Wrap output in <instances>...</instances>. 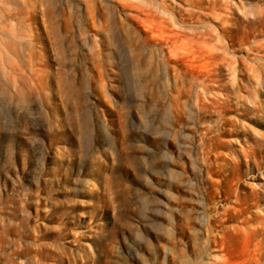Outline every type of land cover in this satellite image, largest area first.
Wrapping results in <instances>:
<instances>
[{
  "label": "rangeland",
  "instance_id": "obj_1",
  "mask_svg": "<svg viewBox=\"0 0 264 264\" xmlns=\"http://www.w3.org/2000/svg\"><path fill=\"white\" fill-rule=\"evenodd\" d=\"M3 1L0 264H264V0L191 15L163 0L174 29L206 28L220 51L200 64L217 77L212 93L185 87L179 101L159 46L128 18L131 0ZM12 64L23 65L14 80Z\"/></svg>",
  "mask_w": 264,
  "mask_h": 264
},
{
  "label": "bare ground",
  "instance_id": "obj_2",
  "mask_svg": "<svg viewBox=\"0 0 264 264\" xmlns=\"http://www.w3.org/2000/svg\"><path fill=\"white\" fill-rule=\"evenodd\" d=\"M4 1H6V0H4ZM3 1V2H4ZM18 1V0H17ZM16 0H15V2H17ZM69 1V0H68ZM110 1V0H109ZM118 1V0H117ZM120 1V0H119ZM132 1V0H131ZM131 1H124L126 4V6H129L130 7V10H131V12H129V14H128V18L133 22V23H136L137 25L139 24V23H141V25H142V30H140L139 31V34H137V35H139V38L141 37V35H144V36H146V39H145V42L146 41H152V42H154V44H157L158 46V48H159V53H160V58H161V60H160V71H162V73L164 74V76H166V78H168V76H169V74L170 73H173L174 75V81H175V93H172L173 94V99L172 100H174L175 99V101H179V99H180V97H181V95H182V93L184 92L183 90L184 89H188V90H186V91H189V89L191 88V87H195L196 89H197V92H200V93H202V94H206L205 96L207 97V96H209L208 95V93H212V89H213V86L215 85L214 83H218V80H217V77H213V74L211 73V72H209L210 71V69H209V71H204L203 70V67H204V63H203V60H214V59H216L217 57H219L220 56V51H219V53H218V51H216V50H214V49H211V48H209L207 45V43L208 42H206L209 38H210V36L213 34V33H211V35H210V33L207 31V29L206 28H204L203 30L204 31H202V32H200V33H198V36L197 35H195V37L193 36L192 37V35L191 36H189V34L186 32V29L183 27V33L180 31V30H177V29H174L173 27H172V25H171V23H170V20L172 19V16L170 17V13H172V12H170L169 11V8L164 4L165 3V1L163 2V0L162 1H160V3H162L163 2V4H160V5H158V3H157V5L156 4H152L154 1H152V0H150V1H152L151 2V4H150V7L151 8H147L146 7V5H143L144 7H146V8H143L142 7V4L141 3H139V4H141V5H136V4H133L134 2H131ZM140 2L142 1V0H139ZM183 1V6H186V8H188L189 9V13H190V15H191V11L190 10H198V11H203V10H205V9H209L210 10V8H213L216 4H215V0H182ZM9 2H11V1H9ZM32 2V1H31ZM34 2V1H33ZM41 2V1H40ZM121 2H122V0H121ZM145 1H143V3H144ZM156 2V1H155ZM154 2V3H155ZM159 2V1H158ZM174 2H175V0H174ZM173 2V3H174ZM176 2H177V0H176ZM7 2H5V4H6ZM26 3V2H25ZM38 3H39V1H38ZM68 3V2H67ZM117 3H119V2H117ZM136 3V2H135ZM146 3H148V2H146ZM1 4L2 5H4L3 3H2V0H0V7H1ZM42 4V3H41ZM121 4V3H120ZM145 4V3H144ZM77 5V4H76ZM82 5V4H81ZM85 5V4H84ZM87 5V4H86ZM88 5H89V3H88ZM86 6V11L91 15V13H92V10H90V7L89 6ZM8 6V5H7ZM10 6V5H9ZM26 6H27V4H26ZM73 6V5H72ZM96 6V5H95ZM113 6V5H112ZM124 6V5H123ZM148 6V5H147ZM3 7V6H2ZM11 7V6H10ZM9 7V8H10ZM42 7V6H41ZM125 7V6H124ZM175 7V6H174ZM6 8V7H5ZM5 8H3V9H5ZM28 8V7H27ZM39 8V7H38ZM43 8V7H42ZM68 8H70V7H68ZM73 8V7H72ZM79 8H80V6H79ZM84 8V7H83ZM83 8H81V9H83ZM126 8V7H125ZM3 9H1V11L3 10ZM12 9V8H11ZM11 9H9V10H11ZM53 9V8H52ZM80 9V10H81ZM13 11L15 10H17L18 11V9H12ZM31 11H32V9H30ZM58 10V9H57ZM56 10V11H57ZM75 10H76V8H75ZM119 10V9H118ZM179 10V9H178ZM0 11V12H1ZM6 11V10H5ZM20 11V10H19ZM40 11H42L41 9H40ZM59 11V10H58ZM73 11V10H72ZM82 11V10H81ZM173 11V10H172ZM206 11V10H205ZM208 11V10H207ZM10 13H12V11H9ZM52 12H53V10H52ZM77 12V11H76ZM125 12V11H124ZM186 12H188V10L186 11ZM7 13V12H6ZM54 13V12H53ZM121 13V12H120ZM126 13V12H125ZM125 13H123V14H125ZM179 13V12H178ZM203 13H205V12H203ZM208 13H209V11H208ZM7 14H9V13H7ZM57 14H59V13H57ZM118 14V16H119V13H117ZM180 14H181V12H180ZM183 14V13H182ZM181 14V15H182ZM62 15V14H61ZM126 15H127V13H126ZM177 15V14H176ZM195 15H197V14H195ZM195 15H194V17H195ZM213 15V14H212ZM59 16V15H58ZM185 16V15H184ZM216 16V18H217V16L218 15H215ZM64 17V16H63ZM199 17V16H198ZM219 17V16H218ZM5 18V20H6V17H4ZM90 18V17H89ZM120 18V17H119ZM176 18V17H175ZM182 18V17H181ZM196 18H197V16H196ZM200 18V17H199ZM198 18V19H199ZM122 19H124V18H122ZM128 19V20H129ZM10 20V19H9ZM80 20V19H79ZM127 20V21H128ZM173 20V19H172ZM176 20V19H175ZM184 20V19H183ZM200 20V19H199ZM201 20H203V19H201ZM264 20V19H263ZM2 21V20H1ZM17 21V20H16ZM24 21V20H23ZM229 21V20H228ZM3 22V21H2ZM14 22V21H13ZM49 22V21H48ZM55 22V21H54ZM129 22V21H128ZM138 22V23H137ZM207 22V21H206ZM206 22H204V23H206ZM262 22V21H261ZM15 23V22H14ZM97 23H98V21H97ZM123 23V22H122ZM173 23V22H172ZM187 23H188V21H187ZM192 24L191 25H193V22H191ZM202 23V22H201ZM4 24V23H3ZM17 24H18V22H17ZM20 24V23H19ZM56 24H58V23H56ZM79 24H81V23H79ZM78 24V25H79ZM96 24V23H95ZM99 24V23H98ZM135 24V25H136ZM190 24V23H189ZM189 24H187V25H189ZM207 24V23H206ZM262 24H264L263 22H262ZM28 25V24H27ZM123 25L125 26L126 24H124L123 23ZM129 25V24H128ZM131 25V24H130ZM181 25V24H180ZM183 25H185V24H183ZM205 25V24H204ZM59 26V25H58ZM97 26V25H96ZM100 26V25H99ZM139 26V25H138ZM203 26V25H202ZM211 26V25H210ZM18 27V26H17ZM79 27V26H78ZM130 27V26H129ZM133 27V26H132ZM132 27H130V29H128L127 30V32H126V34L129 32V30L131 31V29H133ZM205 27V26H204ZM59 28V27H58ZM80 28H82V27H80ZM95 28H98V26L97 27H95ZM102 28V26H100V28H99V30ZM125 28H126V26H125ZM124 28V29H125ZM138 28V27H137ZM136 28V29H137ZM141 28V27H140ZM198 28V27H197ZM210 28V27H209ZM26 29V28H25ZM60 29H61V27H60ZM83 29V28H82ZM82 29L80 30V31H82ZM181 29V28H180ZM188 30L190 29V28H187ZM213 29H215L214 27H213ZM79 30V29H78ZM211 30V29H210ZM231 30H233L232 29V27L231 26H224V27H222L221 28V31L222 32H225V33H229ZM237 30V29H236ZM240 30V29H239ZM66 31V30H65ZM126 31V30H125ZM138 31V30H137ZM194 32H195V30H193ZM214 31H216V29L214 30ZM256 31V30H255ZM8 32V31H7ZM29 32V31H28ZM133 32H134V30H133ZM132 32V33H133ZM213 32V31H212ZM3 33H6V32H4L3 31ZM30 33V32H29ZM130 33V32H129ZM260 33V32H259ZM7 34V33H6ZM9 34H10V32H9ZM8 34V35H9ZM26 34V33H25ZM82 34V33H81ZM131 34V33H130ZM195 34V33H194ZM224 34V33H223ZM132 35V34H131ZM1 36H4V35H1ZM22 36H23V34H22ZM26 36V35H25ZM129 36V35H128ZM214 36H215V34H214ZM217 36V38H218V35H216ZM229 36V35H228ZM9 37V36H8ZM7 37V38H8ZM13 37V36H12ZM127 37V36H126ZM130 37V36H129ZM132 37H134V36H132ZM222 37V36H221ZM226 37V36H225ZM15 38V37H14ZM31 38H32V35H31ZM142 38H144V37H142ZM132 39V38H131ZM213 39V37H211V39L210 40H212ZM226 39H228V37L226 38ZM26 40V39H25ZM140 39H138V41H139ZM210 40H209V42H210ZM217 40H220V39H217ZM216 40V43L217 42H219V41H217ZM223 40H224V38H223ZM28 41H31V40H28ZM86 41H88V40H86ZM136 41V40H135ZM133 42V41H132ZM144 42V41H143ZM234 42V41H233ZM258 42V41H257ZM26 43V42H25ZM31 43H33V42H31ZM211 43V42H210ZM213 43H215V42H213ZM212 43V44H213ZM28 44V43H27ZM90 44V43H89ZM133 44V43H132ZM137 44V43H136ZM143 44V43H142ZM220 44V43H219ZM225 44V43H224ZM258 44V43H257ZM210 45V44H209ZM30 46V45H29ZM139 46V45H138ZM145 46V45H144ZM222 46V45H221ZM228 46V45H227ZM229 46H230V44H229ZM233 46V45H232ZM251 47V46H250ZM255 47H257V46H255ZM21 48V47H20ZM92 48V47H91ZM132 48V47H131ZM139 48V47H138ZM141 48V47H140ZM144 48H147V47H144ZM154 48V47H153ZM218 48V47H217ZM219 48H220V45H219ZM223 48V47H222ZM234 48V47H233ZM3 49V48H2ZM24 49V48H23ZM23 49H21V50H23ZM93 49V48H92ZM221 49V48H220ZM219 49V50H220ZM257 49V48H256ZM224 50V49H223ZM226 50V49H225ZM234 50V49H233ZM260 50H262L261 48H260ZM264 50V49H263ZM4 51V50H3ZM24 52H25V49L23 50ZM92 51V50H91ZM5 52V51H4ZM6 52H8V51H6ZM23 52V53H24ZM149 52V51H148ZM235 52V51H234ZM258 52V51H257ZM2 53V52H1ZM151 53V52H150ZM156 53V52H155ZM262 53V52H261ZM21 54V53H20ZM29 54V53H28ZM228 54H231V53H228ZM255 54H256V52H255ZM2 55H3V53H2ZM7 55H8V53H7ZM146 55H148V54H146ZM233 55V54H232ZM231 55V56H232ZM258 55V54H257ZM261 55V54H260ZM5 56H6V53H5ZM225 56V55H224ZM4 57V56H3ZM23 57L24 58H26L27 60H30L31 59V55H23ZM135 57V56H134ZM133 57V58H134ZM144 57V56H143ZM151 57H152V55H151ZM155 57H157V56H155ZM232 57H235L234 55L232 56ZM15 58V57H14ZM139 58V57H138ZM2 59H4V58H2ZM11 59V58H10ZM16 59V58H15ZM21 59V58H20ZM148 59V58H147ZM146 59V60H147ZM151 59V58H150ZM155 59V58H154ZM134 60V59H133ZM136 60H138L137 58H136ZM220 60V59H219ZM225 60V59H224ZM260 60V59H259ZM258 60V57H257V61H259ZM4 61V60H3ZM6 61H7V59H6ZM17 61V60H16ZM23 61V60H22ZM217 61V60H216ZM226 61V60H225ZM262 61H264V60H262ZM7 62H11V61H7ZM31 62V60L30 61H28V63H30ZM145 62V61H144ZM206 62V61H205ZM224 62V61H223ZM223 62H222V64H223ZM201 63H203L202 65L203 66H201L200 64ZM208 63V62H207ZM213 63V62H212ZM216 63V62H215ZM227 63V62H226ZM144 64V63H143ZM254 64V63H253ZM4 65H5V63H4ZM141 65V64H140ZM213 65V64H212ZM217 65V64H216ZM206 66V65H205ZM241 66V65H240ZM243 66V65H242ZM212 67V66H211ZM223 67V66H222ZM231 67V66H230ZM22 68H23V65H17V64H12L10 67H7L6 68V66H5V69H4V71H6L8 74V79H12V80H14L15 78H16V75L15 74H20V72H22ZM83 68V67H82ZM87 68V70H88V67H86ZM86 68H85V70H86ZM214 68V67H213ZM150 69V68H149ZM152 69V68H151ZM227 69V71H228V68H226ZM229 69H232V68H229ZM241 69V68H240ZM156 70V69H155ZM213 70V69H212ZM32 71V70H31ZM221 71V70H220ZM226 71V72H227ZM232 71H233V69H232ZM231 71V72H232ZM242 71V70H241ZM240 70H239V72H241ZM248 71V70H247ZM33 72V71H32ZM228 72H230V71H228ZM244 72V71H243ZM260 72V71H259ZM242 73V72H241ZM251 73V72H250ZM86 74V73H85ZM84 74V75H85ZM88 74H89V72H88ZM231 74V73H230ZM236 74H237V72H236ZM248 74V73H247ZM261 74V73H260ZM90 75V74H89ZM172 75V74H171ZM214 75H216V74H214ZM221 75V74H220ZM253 75V74H252ZM87 76V75H86ZM155 76V75H154ZM232 76V75H231ZM244 76V75H243ZM250 77V76H249ZM248 77V78H249ZM253 77H254V75H253ZM170 79L172 78V76L171 77H169ZM214 78H216V79H214ZM238 78V77H237ZM255 78V77H254ZM234 79V78H233ZM232 79V81H234ZM251 79H253V78H251ZM6 80V79H5ZM147 80V79H146ZM250 80V79H249ZM70 81V80H69ZM148 81V80H147ZM231 81V80H230ZM238 81V80H237ZM253 81V80H252ZM150 82H151V80H150ZM171 82H172V80H171ZM34 83V82H33ZM166 83V82H165ZM213 85H211V84ZM253 83V82H252ZM255 83V82H254ZM152 84V83H151ZM236 84V83H235ZM238 84V83H237ZM171 85H172V83H171ZM230 85V84H229ZM104 86V85H103ZM161 86H162V84H161ZM221 86V84L219 83V87ZM224 86V85H223ZM228 86V85H227ZM36 87H38V88H40V85L37 83L36 84ZM102 87V86H101ZM171 88L173 87V86H170ZM186 87V88H185ZM218 86H216V88H217ZM226 87V86H225ZM235 87H237L236 85H235ZM103 88V87H102ZM150 88V87H149ZM239 88V87H238ZM104 89V88H103ZM160 89H161V87H160ZM215 89V88H214ZM173 90V89H172ZM193 90V89H192ZM199 90V91H198ZM230 90V89H229ZM233 90H234V88H233ZM241 90V89H240ZM37 91V90H36ZM65 91H66V89H65ZM104 91V90H103ZM167 91H168V89H167ZM106 92H107V90H106ZM171 92V91H170ZM190 92V91H189ZM231 92V91H230ZM163 93V92H162ZM188 93V92H187ZM199 93V94H200ZM236 93V92H235ZM39 94V93H38ZM193 94V93H192ZM237 94V93H236ZM168 95V94H167ZM185 95V94H184ZM238 95V94H237ZM236 95V96H237ZM183 96V95H182ZM202 96V95H201ZM212 96V95H211ZM214 96V95H213ZM227 96V95H226ZM235 96V97H236ZM34 97V96H33ZM190 97V96H189ZM197 97H199V96H197ZM204 98V97H203ZM215 98V97H214ZM227 98H229V97H227ZM241 98V97H240ZM32 99V98H31ZM30 99V100H31ZM39 99H40V97H39ZM88 99H90L89 97H88ZM205 99V98H204ZM230 99V98H229ZM229 99H227V100H229ZM29 100V101H30ZM32 100H34V99H32ZM157 100H158V98H157ZM161 100H163V99H161ZM160 100V101H161ZM185 100H187V99H185ZM200 100V99H199ZM212 100V99H211ZM216 100L217 101H219L217 98H216ZM28 101V100H27ZM159 100L157 101V103L158 102H160ZM184 101V100H183ZM188 101V100H187ZM203 101V100H202ZM231 101V100H230ZM35 102V101H34ZM38 102V101H37ZM153 102V101H152ZM172 102V101H171ZM185 102V101H184ZM184 102H182V103H184ZM204 102V101H203ZM220 102V101H219ZM29 103V102H28ZM39 103H40V101H39ZM156 103V102H155ZM173 103V102H172ZM171 103V104H172ZM175 103H177V102H175ZM179 103V102H178ZM212 103H213V100H212ZM31 104H32V102H31ZM35 104V103H34ZM42 104V103H41ZM153 104V103H152ZM159 104V103H158ZM160 104H161V102H160ZM163 104V103H162ZM174 104V103H173ZM194 104V103H193ZM205 103H197L196 104V106H197V109H199L200 110V108L203 110L204 108H202V107H200V106H203ZM208 104H210V102L208 103ZM214 104V103H213ZM239 104V103H238ZM241 104H244V103H241ZM37 105V104H36ZM156 105V104H155ZM155 105H153V106H155ZM176 105V104H175ZM195 105V104H194ZM184 106V105H183ZM242 106V105H241ZM178 107H181V105H178L177 106V108ZM185 107V106H184ZM30 108H32V107H30ZM164 108V107H163ZM172 108V107H171ZM186 108V107H185ZM191 108H192V106H191ZM191 108H189V109H191ZM195 108V107H194ZM193 108V109H194ZM168 109V108H167ZM207 109V108H206ZM250 109V108H249ZM28 110V109H27ZM32 110V109H31ZM172 110V109H171ZM181 110H183L182 108H181ZM202 202V201H201ZM203 202L202 203H200V207H203ZM205 207V206H204ZM198 221H199V224H200V226H203L204 227V229H211L212 228V225H213V223L214 222H216L217 220L216 219H208L207 221H206V213H204V211H199V215H198ZM195 231V230H194ZM201 231L202 230H200L199 228L198 229H196V232L197 233H201ZM217 239H211V238H207L205 241H203L202 243H203V245H204V247L205 248H207V247H213V245L214 244H216L217 243V241H216ZM261 245V244H260ZM207 253V252H206ZM258 253H260L259 255H262V249H260L259 250V252ZM213 256V255H212ZM257 256V255H256ZM209 258V257H208ZM259 259H260V257H258ZM206 262H207V260H205ZM209 261V260H208ZM211 261V260H210ZM258 261V260H257ZM221 261H219V263H220ZM208 263H213V262H208ZM222 264V263H221Z\"/></svg>",
  "mask_w": 264,
  "mask_h": 264
}]
</instances>
